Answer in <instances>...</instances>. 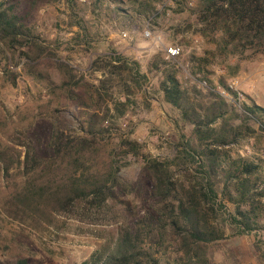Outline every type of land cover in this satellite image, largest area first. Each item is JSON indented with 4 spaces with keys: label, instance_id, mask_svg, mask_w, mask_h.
Masks as SVG:
<instances>
[{
    "label": "rangeland",
    "instance_id": "1",
    "mask_svg": "<svg viewBox=\"0 0 264 264\" xmlns=\"http://www.w3.org/2000/svg\"><path fill=\"white\" fill-rule=\"evenodd\" d=\"M116 1H106L97 9L93 0H0V4L15 5L40 44L54 54L31 62L0 45V150L15 147L24 158L22 143L46 149L56 117L66 121L73 137L86 136L81 126L86 127L90 118L87 92L103 78L93 67L98 58L126 56L138 62L146 76L142 88L128 99L125 116L110 121L109 132L96 138L82 157V167L61 161L50 167L48 157L29 176L23 174L22 166H15L6 179L0 166V264H82L94 252L114 244L123 226H136L146 214L150 182L143 175L142 157L170 160L177 154L178 143L193 140V127L182 126L178 112L163 101L158 90L161 74L155 65L160 59L176 66L187 88L197 86L206 94L209 88H229L237 82L244 94L243 104L264 108V56L239 59L221 55L197 33L199 0ZM147 30L152 38L145 37ZM169 45L180 46L181 55L168 59L164 48ZM70 75L79 83L72 88L80 101L72 99L64 85ZM122 76L127 78L126 73ZM126 85L131 82L117 79L114 91L120 92ZM109 108H113L111 103ZM236 111L244 116V111ZM250 125L252 137L231 150L264 160V124L252 119ZM121 140L137 142L141 154L126 157L119 147ZM113 160L123 165L120 176L129 191L108 206L88 208L83 202L73 214H56L51 222L42 220V227L32 219L21 223L6 216L5 200L29 181L56 187L75 174L104 176ZM231 234L228 231L229 237L216 247L214 264H231L225 256L227 248L234 249L240 264H258L254 245L259 243L264 251V223L257 232ZM162 260L168 264L166 256Z\"/></svg>",
    "mask_w": 264,
    "mask_h": 264
},
{
    "label": "trees",
    "instance_id": "2",
    "mask_svg": "<svg viewBox=\"0 0 264 264\" xmlns=\"http://www.w3.org/2000/svg\"><path fill=\"white\" fill-rule=\"evenodd\" d=\"M93 1L97 9L106 1L117 2ZM198 7L197 33L221 55L239 59L264 56V0H199ZM15 9V5L0 4V45L12 54L20 52L31 62L54 56ZM93 67L103 78L87 92L90 118L86 127L81 126L86 136L73 137L66 121L56 117L46 149L40 151L35 145L22 143L24 158L15 147L0 150L6 179L15 166H22L23 174L29 176L48 157L50 167L58 161L82 167V157L92 149L96 138L109 132L110 121L125 116L128 99L146 81L141 66L119 55L98 58ZM155 69L161 74L158 90L163 101L178 112L182 126L193 127V140L178 143L177 154L170 160L142 157L143 175L150 182L146 214L136 226H123L114 244L94 252L82 264H162L165 256L168 264H214L216 247L229 237L228 231L240 236L262 230L264 160L244 157L231 148L252 137V119L264 124V108L243 104V116L214 88L204 94L197 86L185 87L176 66L168 60L160 59ZM124 73L127 78H123ZM75 78L70 75L64 85L70 97L80 101L72 88L79 85ZM117 79H127L131 86L114 91ZM116 94L125 101L114 97ZM110 103L113 108H109ZM119 147L126 157L141 154L134 141L121 140ZM122 166L113 160L104 176L94 172L88 176L75 174L56 187L29 181L22 191L5 200V214L21 223L32 219L42 227L43 221L51 222L56 214H73L83 202L88 208H104L129 191L120 176ZM254 248L258 264H264L262 246L256 243ZM225 256L231 264H240L233 248H227Z\"/></svg>",
    "mask_w": 264,
    "mask_h": 264
},
{
    "label": "built area",
    "instance_id": "3",
    "mask_svg": "<svg viewBox=\"0 0 264 264\" xmlns=\"http://www.w3.org/2000/svg\"><path fill=\"white\" fill-rule=\"evenodd\" d=\"M145 37L152 38V33L150 30H147L145 32ZM164 51L168 59L170 58L173 59L181 55L182 48L180 46L169 45V46H165ZM204 84L206 83L204 82ZM228 87L229 88H224V89L219 88V90L216 91L225 99L230 101L240 111H244L243 110L244 94H242V92L237 88L238 87L237 82H232L231 84H229Z\"/></svg>",
    "mask_w": 264,
    "mask_h": 264
}]
</instances>
